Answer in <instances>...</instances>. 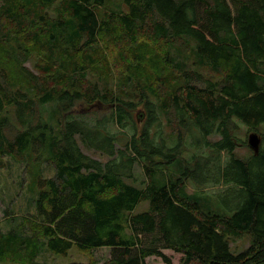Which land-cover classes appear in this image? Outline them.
<instances>
[{
  "label": "trees",
  "instance_id": "1",
  "mask_svg": "<svg viewBox=\"0 0 264 264\" xmlns=\"http://www.w3.org/2000/svg\"><path fill=\"white\" fill-rule=\"evenodd\" d=\"M106 6L0 0V168L37 167L33 210L4 212L0 262L108 247L100 264H172L164 248L183 264H264V0ZM99 66L103 86L88 77ZM236 121L260 133L257 152L236 153Z\"/></svg>",
  "mask_w": 264,
  "mask_h": 264
},
{
  "label": "rangeland",
  "instance_id": "2",
  "mask_svg": "<svg viewBox=\"0 0 264 264\" xmlns=\"http://www.w3.org/2000/svg\"><path fill=\"white\" fill-rule=\"evenodd\" d=\"M121 0H106V4L108 9L112 7H118ZM54 8V7H53ZM106 8V9H107ZM53 12V11H52ZM36 55L31 56L30 59L25 63L26 66L29 67L31 70H35V62ZM99 68V69H98ZM94 70H89L88 77L92 81H98L99 85H104L105 78H100L102 73V66H99ZM207 73V72H204ZM84 103H78L75 106L74 112H80L85 109ZM88 107V106H87ZM137 109H143V105L140 104ZM11 110V119L16 122L14 111ZM53 110L52 103H47L41 107H39V111L44 113V115L48 116V113ZM136 112V111H135ZM134 112V115H135ZM164 122V121H163ZM238 124L237 129L234 131L235 134L240 137L241 139H248V135L252 132H256L254 130H248L246 126L242 123L236 121ZM143 121L138 122V128L140 129ZM166 132L169 131V127L165 125ZM260 131L264 132L263 129ZM259 133V132H258ZM260 134V133H259ZM219 136L214 134L211 136L212 139H216ZM81 148L84 152L102 160H105L107 157L103 154H100L97 151L90 150L85 148L81 144ZM252 149L249 147L248 142L245 145L238 146L236 148V153L240 156H245L249 151ZM4 164L0 168V227L3 230H6L9 227V224L6 222V218L9 216H5L4 212L6 209L10 210L9 215H14L18 218L21 215H25L28 212L33 210L32 204V193L29 190V184L32 181L33 177L31 172H36L35 169L37 167H28L29 160H13L12 158L5 156L3 158ZM38 171L43 176H51L53 175L54 171L51 165L46 162L40 164ZM188 190H192L191 185H189ZM215 190L213 188H209V191ZM147 207L146 202H141L138 206L137 210H142ZM230 246L233 251H240L246 248L250 243V238L247 235H242L239 237H231L230 239ZM163 251L171 258L172 264H183L181 262V254L175 252L171 249L164 248ZM110 256V248L108 247H99L92 250H82L77 247L71 248L68 253L61 255V254H54L51 253L47 249H43L39 255L35 258L34 263L31 264H92L93 262H97L96 264H100L104 260H106ZM146 264H165V262L157 256H149L146 259ZM0 264H21L17 262H0ZM29 264V263H25Z\"/></svg>",
  "mask_w": 264,
  "mask_h": 264
},
{
  "label": "water",
  "instance_id": "3",
  "mask_svg": "<svg viewBox=\"0 0 264 264\" xmlns=\"http://www.w3.org/2000/svg\"><path fill=\"white\" fill-rule=\"evenodd\" d=\"M260 140V135L257 132H252L248 135V145L251 149L254 150V152L258 151Z\"/></svg>",
  "mask_w": 264,
  "mask_h": 264
}]
</instances>
